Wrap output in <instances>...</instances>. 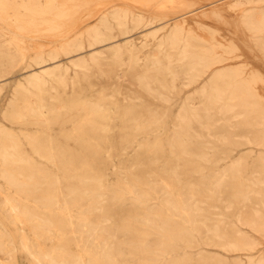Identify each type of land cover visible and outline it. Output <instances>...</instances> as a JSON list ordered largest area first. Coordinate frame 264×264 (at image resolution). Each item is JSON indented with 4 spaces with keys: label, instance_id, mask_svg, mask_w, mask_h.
I'll return each instance as SVG.
<instances>
[{
    "label": "bare ground",
    "instance_id": "6f19581e",
    "mask_svg": "<svg viewBox=\"0 0 264 264\" xmlns=\"http://www.w3.org/2000/svg\"><path fill=\"white\" fill-rule=\"evenodd\" d=\"M177 1L0 0V264H264V0H228L255 63Z\"/></svg>",
    "mask_w": 264,
    "mask_h": 264
},
{
    "label": "rangeland",
    "instance_id": "374dc122",
    "mask_svg": "<svg viewBox=\"0 0 264 264\" xmlns=\"http://www.w3.org/2000/svg\"><path fill=\"white\" fill-rule=\"evenodd\" d=\"M179 1H177L178 5H174L173 8H169L168 10L165 11V14L170 15V18L173 19L172 21H181L183 19H188L192 15V16H194V19L191 16L188 19V21L190 24H192L191 26H193L194 21H198V19L201 18L199 20V22H201L207 26L210 25L216 29H220L219 30L220 33L223 30L224 32L221 34L226 33V34H224L225 37L229 36V38H230V36H231V38H230L231 40L235 41L237 45L239 44V46L242 49L245 48L243 50L245 52V53H243V56H244L245 60L247 59V62H249V63H251V61L253 63L257 62V59L254 56H252L249 49L244 45L243 34H242V36H240L242 33L241 28L238 26L235 16H233V13H231L232 11L229 8L228 0H179ZM211 3L214 5H212ZM215 8H217V9H215ZM176 9H180L181 11H178L176 14H174L176 12L174 10H176ZM192 11L194 12V14ZM188 12H190V13H188ZM225 12L227 14H225ZM154 13L155 12L151 11L150 15L154 14ZM229 13H231L232 15ZM172 14H174V15H172ZM177 14H180V15H177ZM189 14H190V16H189ZM179 16H181V17H179ZM147 24H148V21H145L144 23L140 24L139 27L142 28L143 26H145ZM139 27L127 26L126 28H119L118 26H116V24H112L110 26V31L108 32V33H110V35L107 37L99 39V41L97 43H94L93 46H96L97 44H101L102 42H104L106 40L120 38L123 33L137 32L140 30ZM239 29H240V31H239ZM230 34H232V35H230ZM234 38L237 40H234ZM139 42H140V40L135 41V43L138 46H139V44H138ZM153 47H154V40L148 39L147 40V46L140 48L139 56L143 57L146 54V52L149 51ZM84 50H89V46H86L84 48ZM27 65H28V63L25 62L23 64L15 65L14 67H11V68L8 67V68H3L0 70V79L4 80L1 83L2 90L0 91V125L1 126H5L7 128H11V126H12L10 124V122L4 117V111H5V108H6L8 101L12 97V93L15 89L16 78L25 69V67H27ZM73 74H74L73 69L71 67H68L67 72H66V76L72 77ZM263 75H264V72H263ZM206 76H207V74H205L204 77H206ZM194 86H195L194 84H189V85L186 84V85L180 86L179 92H178L176 98L174 99V101L172 103V107H171L172 114H175V112L178 109V106L182 103L185 96L188 95L192 91ZM193 105H196L195 101H193ZM246 150H248V149H246L245 145H240L236 148L234 153L239 154V153L245 152ZM253 152H257V150L253 149ZM241 231L245 232L246 229L242 228ZM191 250H192V252H196V253H205L207 255L217 256V257H220L226 261L236 260V261L244 262V260H245V256L238 255V252L227 251V250L220 248V247H217L213 244L201 243V244H198L197 246L192 247Z\"/></svg>",
    "mask_w": 264,
    "mask_h": 264
}]
</instances>
